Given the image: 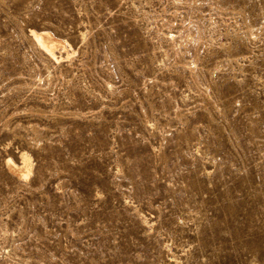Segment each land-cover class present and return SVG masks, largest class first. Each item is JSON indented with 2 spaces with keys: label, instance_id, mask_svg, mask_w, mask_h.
Returning <instances> with one entry per match:
<instances>
[{
  "label": "rangeland",
  "instance_id": "rangeland-1",
  "mask_svg": "<svg viewBox=\"0 0 264 264\" xmlns=\"http://www.w3.org/2000/svg\"><path fill=\"white\" fill-rule=\"evenodd\" d=\"M0 264H264V0H0Z\"/></svg>",
  "mask_w": 264,
  "mask_h": 264
},
{
  "label": "bare ground",
  "instance_id": "bare-ground-1",
  "mask_svg": "<svg viewBox=\"0 0 264 264\" xmlns=\"http://www.w3.org/2000/svg\"><path fill=\"white\" fill-rule=\"evenodd\" d=\"M31 36L35 39V41L44 49L47 54L59 60V56L57 55V49L62 46L66 47V43L63 39L57 37L51 30L49 29H31ZM61 56V55H60ZM59 58V59H58ZM57 62V61H56ZM21 163H17L13 158L9 157L7 159V167L9 171L20 178H28L33 172L34 165L31 159V156L27 153H23Z\"/></svg>",
  "mask_w": 264,
  "mask_h": 264
}]
</instances>
